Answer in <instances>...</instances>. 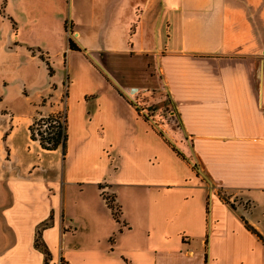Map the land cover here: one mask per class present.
<instances>
[{
  "label": "crops",
  "instance_id": "crops-1",
  "mask_svg": "<svg viewBox=\"0 0 264 264\" xmlns=\"http://www.w3.org/2000/svg\"><path fill=\"white\" fill-rule=\"evenodd\" d=\"M17 8L29 28L30 11H68L56 20L76 39L59 28L64 102L0 73V264H264V0H0V18ZM155 90L180 155L131 101ZM63 104L64 155L29 129ZM119 189L133 214L117 222L103 194L121 207Z\"/></svg>",
  "mask_w": 264,
  "mask_h": 264
},
{
  "label": "rangeland",
  "instance_id": "rangeland-1",
  "mask_svg": "<svg viewBox=\"0 0 264 264\" xmlns=\"http://www.w3.org/2000/svg\"><path fill=\"white\" fill-rule=\"evenodd\" d=\"M30 12L37 17L38 23H36V25L38 26L36 27L29 28L25 26L22 22L24 16L19 10L17 11L19 17L15 18L10 15V17L6 16L5 19L0 18V45H2V47L0 46V63L2 64L0 66V73H3V76L7 79L11 89H16L19 92L23 91L24 86L22 85L24 82L29 96L41 92L45 98H48L50 93L53 95L56 92V94L62 98V95L64 97V94L66 93V86L68 83L67 77L69 76L67 69L68 66L64 64L66 59L64 56L65 50L62 51L61 49V44L65 43L66 40L64 35L60 36L62 29L59 28H64L66 26L65 30L67 35L69 34L70 39L75 40L76 37L75 35L73 36V32L70 33L69 21L66 22V25L64 23L58 27L57 20L59 21V19L63 17V14L68 15V11L63 13L60 12L58 14L55 11L53 13L51 9L47 10V8H45V16H43V14L39 15L37 9ZM41 16L43 17L41 18ZM50 17H52V19ZM19 22L23 23L24 27L18 28L16 24ZM13 24L16 25L13 34L18 35V42L16 40L9 41ZM98 57L103 62L101 63L111 70L110 72H114L111 68L114 66L115 70L116 57L109 59V56L106 53H101ZM74 63L77 65L76 61H74ZM69 74V78H71V71H69ZM141 77L144 78L143 74ZM151 84L154 86V81H152ZM62 99L64 102V98ZM131 101L144 118H146L147 121L152 122V125H155L157 128L156 131L161 133L167 142L172 144V147H177V140H173L171 136H179L180 127L173 109L163 92H160L159 90L152 92L138 91L133 98L131 97ZM65 108V104H63L62 111ZM59 113L60 115L62 114L61 111ZM188 158L190 159V156H188ZM192 163L194 165V161ZM111 167L112 164L109 162L108 181L113 178ZM87 189L91 191L92 187H88ZM129 193V190L119 189L117 197L122 200V204L119 203L121 206L119 209L123 214L126 213L130 218L133 213L128 212L126 206L123 207L126 202L132 205L128 199ZM114 194L116 196L115 191ZM105 196L109 197L111 194L105 192ZM86 204V202L79 204V208L82 209L86 207ZM112 204L114 205V203ZM114 207L116 208L115 205ZM130 210L131 207L129 208V211ZM69 218L70 216L65 217L64 215L65 220ZM83 223L84 222L76 223L78 226L77 237L88 239L91 232L89 233L88 225ZM120 229H122L121 225L119 226V230ZM69 238L70 236L68 239Z\"/></svg>",
  "mask_w": 264,
  "mask_h": 264
},
{
  "label": "trees",
  "instance_id": "trees-1",
  "mask_svg": "<svg viewBox=\"0 0 264 264\" xmlns=\"http://www.w3.org/2000/svg\"><path fill=\"white\" fill-rule=\"evenodd\" d=\"M69 48H77L71 40H69ZM29 129L33 140H37L42 148L49 150H56L60 148L63 155L65 154L67 142L66 121L64 124H62L60 113L37 117L36 119H34L33 123L30 124ZM173 149L175 150V148ZM177 154L180 155L178 152ZM103 198L110 208L114 219L117 222H120V207H117L114 204L116 206L115 208L112 204L114 202V196L111 194V196L108 197L103 194ZM39 238L40 235L37 232V238H35L34 245L45 253L44 255L46 262L48 251L46 249V246Z\"/></svg>",
  "mask_w": 264,
  "mask_h": 264
},
{
  "label": "built area",
  "instance_id": "built-area-1",
  "mask_svg": "<svg viewBox=\"0 0 264 264\" xmlns=\"http://www.w3.org/2000/svg\"><path fill=\"white\" fill-rule=\"evenodd\" d=\"M66 107V106H65ZM66 109V108H65ZM63 110L62 111V109L60 110L61 112H62V114H61V122H62V124H64L65 123V121H66V110ZM59 111V112H60ZM58 112V113H59ZM58 264H64L63 262H62V260H59V262H58Z\"/></svg>",
  "mask_w": 264,
  "mask_h": 264
}]
</instances>
